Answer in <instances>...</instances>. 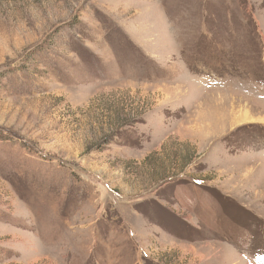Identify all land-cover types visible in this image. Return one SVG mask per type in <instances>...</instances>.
I'll return each mask as SVG.
<instances>
[{
  "label": "rangeland",
  "instance_id": "374dc122",
  "mask_svg": "<svg viewBox=\"0 0 264 264\" xmlns=\"http://www.w3.org/2000/svg\"><path fill=\"white\" fill-rule=\"evenodd\" d=\"M0 264H264V0H0Z\"/></svg>",
  "mask_w": 264,
  "mask_h": 264
},
{
  "label": "bare ground",
  "instance_id": "6f19581e",
  "mask_svg": "<svg viewBox=\"0 0 264 264\" xmlns=\"http://www.w3.org/2000/svg\"><path fill=\"white\" fill-rule=\"evenodd\" d=\"M240 117V116H239ZM245 118V117H244Z\"/></svg>",
  "mask_w": 264,
  "mask_h": 264
}]
</instances>
